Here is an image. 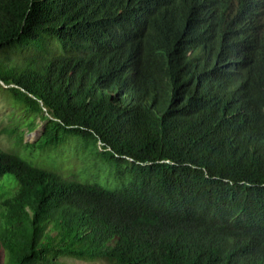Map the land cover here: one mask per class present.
I'll return each mask as SVG.
<instances>
[{
  "label": "trees",
  "instance_id": "1",
  "mask_svg": "<svg viewBox=\"0 0 264 264\" xmlns=\"http://www.w3.org/2000/svg\"><path fill=\"white\" fill-rule=\"evenodd\" d=\"M0 87V264H264V0H0Z\"/></svg>",
  "mask_w": 264,
  "mask_h": 264
},
{
  "label": "rangeland",
  "instance_id": "2",
  "mask_svg": "<svg viewBox=\"0 0 264 264\" xmlns=\"http://www.w3.org/2000/svg\"><path fill=\"white\" fill-rule=\"evenodd\" d=\"M5 86L8 85L5 84ZM30 117V112L15 103L8 91L0 87V145L3 148L26 153V142H34L41 136L48 119L42 114H38L36 117V127L32 129L29 122ZM81 146L80 142L73 140L64 148L65 152L57 154V157L47 154L38 155L35 162L47 168L57 170L64 175L82 178L78 175L82 168L95 171L99 167L95 166L91 159L87 158V161L83 158ZM60 259L66 264L105 263L103 259H83L72 255H61Z\"/></svg>",
  "mask_w": 264,
  "mask_h": 264
}]
</instances>
